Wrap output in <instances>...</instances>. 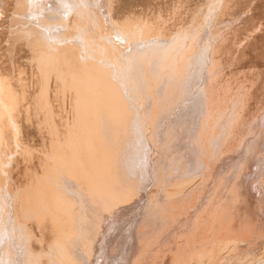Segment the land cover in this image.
<instances>
[{
  "label": "bare ground",
  "instance_id": "obj_1",
  "mask_svg": "<svg viewBox=\"0 0 264 264\" xmlns=\"http://www.w3.org/2000/svg\"><path fill=\"white\" fill-rule=\"evenodd\" d=\"M88 1L0 0V49L13 53L0 57V165L35 130L29 116L32 129L16 127L19 152L8 120L64 113L37 125L43 155L18 154L5 187L0 172V264H264V0H218L196 34V15L191 29L158 21L174 0L120 1L116 17L138 1L148 11L129 38L115 18L92 29ZM55 36L67 60L53 87L5 79Z\"/></svg>",
  "mask_w": 264,
  "mask_h": 264
},
{
  "label": "rangeland",
  "instance_id": "obj_2",
  "mask_svg": "<svg viewBox=\"0 0 264 264\" xmlns=\"http://www.w3.org/2000/svg\"><path fill=\"white\" fill-rule=\"evenodd\" d=\"M120 1H121V2L123 1V2H124L125 0H89L88 3H90V2H91V3H94V4H90V6H92V7L89 6L91 9L93 8L92 10H93V12H94V13H92L93 15L90 16V21H93V25H94V28H92V29L95 30V29L97 28L96 26L98 25V22H100L101 19H102L101 21H102L103 23H104V22L107 23L108 21H110V20H109L110 18H111V19H112V18H115L114 20L116 21V23H117V25H118V29H120L121 32H122L123 34H125V36H126L127 38H129V33H130V35H131V32H132V34H133V30H134V29H138V28L140 27L139 24H141V23H140L138 20L141 19L142 17H146V16L148 17V11L142 9V10L144 11V12H143V11L141 10V8H142V7H141L142 5H140L141 2L138 1L137 6L134 7L133 5H132V6L129 5V6H130V7H129L130 9H127L126 12L124 11V14H122V15L119 14V17H116V16H117V13L115 14V12H113V11H114V10L117 11L116 6L120 3ZM126 1H129V0H126ZM126 1H125V2H126ZM176 1H177L178 3L175 2V0H174L173 8H174L175 6H176V7H175L174 9L171 7L172 10L170 9L169 12H166V11L164 12V11H163V12L159 13V15H157V16H158L157 18H158L159 20H158V19H157V20H158L159 22H161V21H160L161 19H162V21H163V19H165V18H166V20H167V19L170 18V17H171V19H173V18L179 16L178 18H179L180 20H186V21H185V23H186V26H185L186 29H191V25H190V23H191V21L197 16V17H196V20L198 21L199 24L197 23V26H195V27H197V28H196V29L194 28L193 31H192V32L195 33V34L198 33L199 31H201L202 28L204 29V26H205V28H208V25H207V24L209 23V25H210V22H211L210 20H211V19H212V21H213V19H214V17H213L214 14H213V13L217 11V8H218L217 5L220 4V1L218 2V0H217L216 2H215V0H208L207 5L204 4V6H202L200 2L198 3V1H200V0H196V1L194 0V2H193V0H191V1H190V0H179V1L176 0ZM180 1H181V2H180ZM212 1H213V2H212ZM214 2H215V3H214ZM217 2H218V3H217ZM105 3H106V4H105ZM139 3H140V4H139ZM142 3H143V2H142ZM175 3L178 4V5H176ZM180 3H181V4H180ZM210 3H211V4H210ZM216 3H217V4H216ZM143 4H144V3H143ZM196 4H197V5H196ZM209 4H210V5H209ZM138 5H140V6H138ZM199 5H200V6H199ZM177 6H178V7H177ZM191 6H192V7H191ZM209 6H210V8L212 9V12H211V9H210V11H209V8H208ZM131 7H132L133 9H132ZM190 7H191V8H190ZM195 7H196V8H195ZM200 7H201V8H200ZM214 7H215V8H214ZM127 8H128V7H127ZM177 8H178V9H177ZM84 9H85V6H84V8L81 9V10L83 11ZM200 9H201V10H200ZM205 9H206V10H205ZM207 9H208V10H207ZM213 9H214V10H213ZM128 10H129V12H128ZM140 10H141L143 13H142ZM175 10H176V11H175ZM196 10H198V12H196ZM199 10H200L201 12H200ZM23 11H24V10H23ZM23 11H22V12H23ZM111 11H112V12H111ZM131 11H132V12H131ZM145 11H146L147 13H146ZM171 11H173V12L175 13V14H174L175 16L173 15V12H171ZM208 12H210L211 14L208 13ZM111 13H113L112 15H114V17L111 16ZM170 13L173 15V17H172V15H171ZM198 13H199V14H198ZM205 13H206V15H205ZM161 14H163V15H161ZM168 14H169V15H168ZM176 14H178V15H176ZM179 14H180V15H179ZM202 14H203V15H202ZM140 15H141V18H140ZM143 15H144V16H143ZM160 15H161V16H160ZM166 15H167V16H166ZM191 15H193V16L196 15V16H194V18H193V16L191 17ZM240 15H241V13H238V14H236L235 16H233L234 19H231V20H230V22L232 21V22H231V26L233 25L234 28H235V26L237 27V26H239V25H241V26L243 25V23H242L243 21H241V20H242V19H241L242 15H241V16H240ZM97 16H98V17H97ZM120 16H121V17H120ZM207 16H208V17H207ZM138 17H139V19H138ZM159 17H161V18H159ZM162 17H163V18H162ZM238 17H239V18H238ZM104 18H105L106 20H105ZM191 18H192V20H191ZM204 18H205V19H204ZM210 18H211V19H210ZM235 18H237L241 23H240V22H239L240 24L237 23L238 20L235 19ZM96 19H97V20H96ZM148 19H149V17H148ZM168 20H169V19H168ZM234 20L237 21V22H234ZM94 21H97V22L94 23ZM106 21H107V22H106ZM137 21H138L139 23H136ZM141 21H147V19L144 18L143 20L141 19ZM205 21H206V22H205ZM188 22H189V23H188ZM185 23H184V24H185ZM204 23H205V24H204ZM206 23H207V24H206ZM232 23H233V24H232ZM95 24H97V25H95ZM117 25H116V27H117ZM200 25H201V26H200ZM202 25H204V26L202 27ZM206 25H207V26H206ZM257 25L260 26V23H257ZM257 25H256V27H255L254 29L251 27V31L253 30V31H255L256 33H260V35H261V30H260L259 26H257ZM121 26H122V27H121ZM138 26H139V27H138ZM142 26H143V25H141V27H142ZM199 26H200V27H199ZM116 27H115V28H116ZM123 27H124V28H123ZM141 27H140V28H141ZM142 29H143V28H142ZM94 30H93V31H94ZM114 30H115V29H114ZM182 38H183V37H182ZM177 39H178V41H181V38H180V39L177 38ZM117 40H118V39H117ZM60 41H61V38H60L59 36H55V37H54V41H53L52 46H51V47H46V51H48V53H45V54H44V53H40L41 57H39V56H40L39 54L37 55L38 59H39V58H40V59L42 58V59H41L42 61L36 59L39 63H37V61H35L33 57H32V58H33V60H32V58H30V57L27 55V56L25 57V60H27L26 63H24V64L22 63L23 66H20V67H22L21 70H20V69H19L20 71L17 70V69L14 70V71H16V72H20V73H15V72L13 71V69H11L13 72H12V73L10 72L11 74H10V73L7 74L5 79H7V80H9V79H10V80H17V79H18L17 74L20 75L21 73H23V74H22V75H23L22 78H21V76H19V79H20V78H21V79H24V80L27 82V84L29 83V85L31 84V86H33V82H32V80H33V79H34L35 81L37 80L38 82H37V81H36V82H37V84H39V85H38V93H39V90H41V89H40L41 87H39V86L42 85V86L44 87V88L42 87V89H44V91L41 90L39 94H44L45 89L48 88L47 86H46L47 88L44 86V84H46V81H52V82H50V84H51V86H52V85H54V83H55V79H56L57 77H58V80H60V79H61V76L64 75V74L62 75V73L59 71V69H60V68H61V69L65 68V67H64V64H65V63H64V62L67 60V58H66V57H63L64 55H63V54L61 55V52L59 53V56H58V51L61 50V49H60V46H58V45L60 44V43H59ZM55 45H56V46H55ZM6 47H7V48H6ZM3 48H4V50H3L2 48L0 49V57H1V61H6V62L11 61V59L13 58L12 50L9 49V48H11V46L8 45V44H5ZM11 49H12V48H11ZM47 49H48V50H47ZM7 50H8V51L10 50V52H7ZM261 50H264V47H262ZM3 51H5L6 53L3 52ZM258 52H259V54H260V49L258 50ZM258 52H254L253 54H251V55H250L251 58H250V56H249V60H253V59H254V61L257 60V58H258L257 56L259 55ZM263 52H264V51H262V53H263ZM1 53H2L3 55H1ZM9 53H10V54H9ZM11 53H12V54H11ZM256 53H257L258 55H255ZM5 54H6L5 57H7V58L4 57ZM43 54H44L45 56H42ZM9 55H10V58H11V59L8 60ZM11 56H12V57H11ZM54 56H55V57H54ZM61 56L64 58L63 61L61 60V59H62ZM252 56H253V57H252ZM3 57H4L6 60H5ZM27 57H28V58H27ZM37 57L35 56V58H37ZM43 57H44V58H47V59H44ZM262 57H264V56H262ZM262 57H261V62H263V60H264V58H262ZM29 58H30V59H29ZM55 58H56V59H60V61H61V62L58 63V65H57V61H56ZM65 58H66V59H65ZM2 59H3V60H2ZM43 59H44V60H43ZM52 59H53V60H52ZM25 60H23V62H24ZM33 61H35V62H33ZM55 61H56V62H55ZM27 62H28V63H27ZM30 62H33V63H34L33 66H35V67L37 68V70H40V68H42V69H44L45 71L43 72V70H40V71H42V72H41V75H39V74H40V71H39V74H38V71L36 70L35 74L32 75V71L30 70L31 68H29L30 66H32V65H30ZM40 62H41V65H42L41 67H40V65H38V64H40ZM42 62H44V64H43ZM35 63H36V64H35ZM61 63H62V64H61ZM26 64H29L30 66H29V65H26ZM31 64H32V63H31ZM59 64H60V65H59ZM261 64H262V63H261ZM261 64H260V66H258V68H257L258 71H261V70L264 69V67H262L264 64H263V65H261ZM55 65H56V67L59 66L60 68H59V67L56 68ZM52 66H53V67H52ZM62 66H63V67H62ZM20 67H19V68H20ZM38 67H40V68H38ZM43 67H44V68H43ZM51 67L53 68V70H52ZM48 68H49L52 72H51ZM55 68H56V69L59 68V69H58L57 71H55V70H56ZM54 69H55V70H54ZM61 69H60V70H61ZM11 70H10V71H11ZM48 70H49L51 73H50V72H47ZM21 71H22V72H21ZM30 72H31V73H30ZM53 72L56 73V74H58V73H61V74H60V76H58L59 74H58V75L55 74V75H56V76H55L54 74H52ZM13 73H15V74H13ZM42 73H44V75H43ZM49 73H50V75H49ZM12 74H13V75H12ZM51 74H52L53 77H50V78H49L48 76H51ZM241 74H242V70H241ZM42 76H43L44 78H43ZM45 76H46V78L48 77V79H50V80L46 79ZM27 77H28V78H27ZM40 77H41V78H40ZM12 78H13V79H12ZM15 78H16V79H15ZM31 78H32V79H31ZM51 78H52V80H51ZM53 78H55V79H53ZM42 79H43V80H42ZM34 80H33V81H34ZM41 80H42L43 83L41 82ZM44 80H45V83H44ZM56 81H57V80H56ZM262 83H264V82H262ZM243 85H245V84H243ZM243 85H242V87H243ZM52 87H53V86H52ZM247 87H248V86H247ZM247 87H246V89H248ZM263 90H264V89H263ZM42 91H43V92H42ZM46 92H47V90H46ZM46 92H45V93H46ZM241 92H242V90H241ZM243 92H244V91H243ZM38 93H37V95H39ZM60 111H62V110H60ZM32 112H33V111H31V114H30V115H27L26 117H25V116H21V117H23V118L20 119V120H21V122L23 121V123L20 122V124H18V123H16L15 121L13 122L12 120H10L11 122H13V125H12V124H11V125L14 126V127H12V126L9 124V123H11V122L8 120V122H7V123H8V129H11V131H12V129L14 130V129L18 126L17 128L20 129V131H22V130H23V129H21L22 127H24V128L26 127V128H27V124H28V123H25V122H27L26 119H27V120L30 119V118H29V119L27 118L28 116L31 117V118L33 117V120H34V118H35V119H38V118H39V116H34V115H36L34 112H33L34 115L32 116ZM63 112H64V110H63ZM54 113H55V116H56L55 118H56L57 120L59 119L58 122L60 123V119H61V118H59V117H61L64 113L61 114V112H57V111L54 112ZM38 114L40 115V113H38ZM57 114H59V117H58V118H57V116H58ZM53 115H54V114H53ZM60 115H61V116H60ZM40 116H42V115H40ZM48 116H49V115H48ZM51 116H52V115H51ZM51 116H49V117H51ZM36 117H38V118H36ZM53 117H54V116H53ZM44 118H45V115L43 116V118L40 117V119H39L40 121L38 120L40 125H38L37 120H34V121H33V120L31 119V120L29 121V122H30L31 124H33V125L31 126V124H28V126L33 127V129L35 128V130H33L34 132L30 130L31 133H32V132H33V133L31 134L32 137L30 136L29 139L26 138L25 135H27V134H26L25 131H24V132H20L21 134H19V130H17V128L15 129L16 131H14V134H17V135L19 134L17 137L21 136V137H19V140L17 141L16 136L13 134V135L15 136V137H14V139H15L14 141H16V143H19V141H20V143H21V142H24V144H25V139H27V140L29 141V143H28V141L26 140L27 142H26L25 146H26V145H27V146H26V151H25V152L23 151V149L25 148V146H23V147L21 146V145H23V143H21V144H17V145H16V143H15L14 146H16V147H17L18 145H20V146L17 147V149L20 147V148L18 149L19 152H20L21 149H22L21 152H24L25 154H27V155H29V156H30V155H31V156H32V155H35L34 158H35V157H38V156H40V155H43V151H44V149H45V144H43V143H42V140H40L41 137L39 138L40 135H43V134H40V133H45L46 131H48V127H49V125H52L53 122L56 121L55 118H53L54 121H51L52 119L50 120L48 117H46V118L49 119L50 121L47 120L46 118H45V120H46V121H45ZM51 118H52V117H51ZM24 119H25V122H24ZM35 121H36V122H35ZM44 121H45V122H44ZM32 122H33V123H32ZM34 122H35L36 124H35ZM56 122H57V121H56ZM58 122H57V123H58ZM24 123H25V125H24ZM41 123H42V124H41ZM47 123H48V124H47ZM49 123H51V124H49ZM16 124H17V125H16ZM21 124H23L24 126H22ZM46 124H47V125H46ZM19 125H20V127H19ZM34 125H36V126H34ZM37 125L39 126V128H40L41 126H42V128H43V126H44L43 129H45V127H47V126H48V127H47V130L45 129L46 131H44V132H42V131H43L42 128H40V131H39V129H38V131L40 132V133H38V135L40 134V135L38 136V135H37V132H38V131H37V129H36V128H38ZM45 125H46V126H45ZM21 126H22V127H21ZM52 126H53V125H52ZM31 127H28V128H31ZM28 128H27V129H28ZM49 128H51V126H50ZM31 129H32V128H31ZM41 130H42V131H41ZM11 131H9V132H11ZM17 131H18V132H17ZM36 131H37V132H36ZM12 133H13V132H11L10 134L12 135ZM35 133H36V134H35ZM33 134H34V135H33ZM13 135H12V136H13ZM12 136H10V138H11ZM22 136H23V138H24V136H25V138L23 139ZM34 136H36L35 138H37V139H39V140L35 139ZM31 138H32V139H31ZM33 138H34V139H33ZM20 139H21L22 141H21ZM30 139H31V140H30ZM11 140H12V142H13V138H12ZM33 140H34L36 143H33ZM31 141H32V142H31ZM12 142L9 141L8 146H10V145L13 146V143H12ZM10 143H12V144H10ZM31 144H32V145H31ZM12 146H11L10 148H12ZM14 146H13V148H12L13 150H11L12 152L14 151V148H16V147H14ZM28 146H30V147H28ZM41 147H43V148H41ZM34 149H35V150H34ZM38 149H39V150H38ZM18 150L15 149V152L18 151ZM24 150H25V149H24ZM36 150H37V151H36ZM11 151H10V152H11ZM12 152H11V153H12ZM16 153H17V154H16ZM16 153H12V154H11V156H12V155L15 156V158H14V156H12V157H13V161H12V159H11L12 157L10 156L11 158H10V157H9V158H10L11 160L9 159L8 161L5 162V163L8 162V164L10 165L9 161H10V162L12 161L13 164H12L11 166H8V164H5V163H3V164H5V165H2V166L0 165V166L2 167V168H1L2 170H1L0 172H2V174H3V175L0 174V175H2V176H1V177H2L1 180H2V179H3V180H6L7 177H8L9 180L11 181V175L15 172V170H16V166L18 165V164L16 163V162H17V157H18L20 154H21V155H24V153H23V154H22V153H18V152H16ZM15 154H16V155H15ZM18 154H19V155H18ZM38 154H39V155H38ZM16 156H17V157H16ZM31 156H30V158H31ZM19 157L21 158L22 156H19ZM23 157H24V158H28V157H26V155L23 156ZM23 157H22V159H24ZM20 158H18V160H19ZM14 159H15V160H14ZM22 159H21V162H22ZM15 161H16V162H15ZM12 162H11V163H12ZM21 162H20V163H21ZM14 163L17 164V165L15 166ZM18 163H19V161H18ZM5 166H8L9 168H6ZM14 166H15V167H14ZM12 167H14V168H12ZM3 168H5L6 170L3 169ZM11 168L13 169V172H11V171H12ZM14 169H15V170H14ZM4 170H5V171H4ZM3 172H4V173H3ZM8 173H9V174L12 173V174L9 175ZM5 174H6V175H5ZM4 175L6 176V178H5ZM32 175H33V174H32ZM33 176H34V175H33ZM33 176H31V178H30L29 176H27V175H24V177H22V180L24 181V182H23V186H22V188H23L22 191L25 190V189L27 188V186H29L30 183H32V182H30V179H34ZM27 177H28V178H27ZM32 177H33V178H32ZM43 177H44V176H42V177L39 176L40 179L43 178ZM4 178H5V179H4ZM28 179H29V180H28ZM40 179H39V180H40ZM3 180H2V181H3ZM7 180H8V179H7ZM9 180H8V182H10ZM37 180H38V177L35 179V183H36ZM28 181H29V182H28ZM3 182H4V181H3ZM3 182H1V183H3ZM8 182L6 181L7 184H8ZM1 183H0V184H1ZM6 183H5V182L3 183V185L5 184L4 187L6 186ZM27 183H28V184H27ZM26 184H27V185H26ZM1 185H2V184H1ZM2 187H3V186H2ZM2 187H1V188H2ZM2 189H3V188H2ZM32 230L34 231V229H32ZM33 231H32V232H33ZM34 232H35V231H34ZM34 232H33V233H34ZM34 234H35V235H34ZM34 234H33V235L35 236V238L38 237V235L36 234V232H35ZM16 237H17V235H16Z\"/></svg>",
  "mask_w": 264,
  "mask_h": 264
}]
</instances>
